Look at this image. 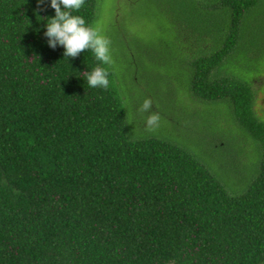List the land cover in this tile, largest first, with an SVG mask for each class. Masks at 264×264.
<instances>
[{
  "label": "trees",
  "instance_id": "obj_1",
  "mask_svg": "<svg viewBox=\"0 0 264 264\" xmlns=\"http://www.w3.org/2000/svg\"><path fill=\"white\" fill-rule=\"evenodd\" d=\"M102 8L0 0V264H264V0Z\"/></svg>",
  "mask_w": 264,
  "mask_h": 264
},
{
  "label": "rangeland",
  "instance_id": "obj_2",
  "mask_svg": "<svg viewBox=\"0 0 264 264\" xmlns=\"http://www.w3.org/2000/svg\"><path fill=\"white\" fill-rule=\"evenodd\" d=\"M117 3L118 0H103V8L99 19L98 29L100 30V39L105 43L106 41L104 32L107 28H109V26L111 27L113 25V21H115ZM121 16L123 19L121 26L126 27L131 33L136 34L139 37H144V39L157 38L158 34L155 31L158 29V27L151 12L143 11V8L133 10L129 7H122ZM112 33H114L113 29ZM255 110L259 116L264 117V93L261 91L257 94ZM188 123L191 124V122L186 120L180 121V124H186L184 126L188 128L182 130L180 127H177L175 130V132L179 134L180 137L185 139L187 144H189L190 140L194 138L200 139L205 137L206 140H208L207 136L209 135L206 131L198 130L195 127H189L187 125Z\"/></svg>",
  "mask_w": 264,
  "mask_h": 264
}]
</instances>
